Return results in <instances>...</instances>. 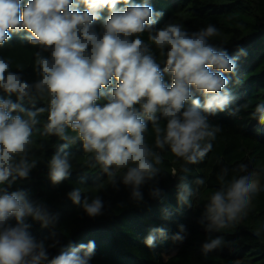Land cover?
I'll return each instance as SVG.
<instances>
[{"label":"clouds","instance_id":"obj_1","mask_svg":"<svg viewBox=\"0 0 264 264\" xmlns=\"http://www.w3.org/2000/svg\"><path fill=\"white\" fill-rule=\"evenodd\" d=\"M162 15L148 0H0V47L14 33L26 32L27 42L40 48L33 66L40 78L34 83L23 78L22 66L13 71L11 61L0 56V90L6 94L0 97V264H89L95 253L94 241L70 242L50 256L45 243L29 232L31 224L26 219L47 225V212L33 206L27 191L10 190L37 166L38 161L28 157L39 115L47 113L41 135L66 142L48 161L53 185L69 177L72 164L65 149L79 140L113 184L117 171L126 169L123 184L132 187L135 200H142L141 185L157 176L160 168L156 165L163 162L146 142L148 122L155 132V147L163 150L167 145L186 164L203 162L211 151L221 128L211 125L209 117L223 112L234 99L226 89L229 79L224 73H234L238 57L210 43L218 34L214 25L192 33L176 23L156 28ZM145 32L151 43L142 39ZM152 45L164 58L163 67ZM25 99L32 108L23 106ZM101 99L103 104L98 103ZM37 100L47 102L36 108ZM251 116L264 124V103ZM161 118L166 121L163 127ZM238 167L246 169L243 164ZM227 171L219 175L221 183ZM196 183L205 181L198 178ZM180 188L178 199L187 204L191 189L187 183ZM258 191L260 180L255 171L234 177L214 191L206 206L209 228H224L246 216L244 210ZM159 193V188L150 189L153 197ZM81 194L82 189L76 187L67 195L88 217L101 216L102 199L97 196L89 202L85 197L82 201ZM180 230L184 231L183 225ZM164 231L154 229L146 245L152 248L154 233L163 236ZM172 239L183 241L184 236L175 234ZM220 244L221 238H216L203 248L210 251Z\"/></svg>","mask_w":264,"mask_h":264},{"label":"trees","instance_id":"obj_2","mask_svg":"<svg viewBox=\"0 0 264 264\" xmlns=\"http://www.w3.org/2000/svg\"><path fill=\"white\" fill-rule=\"evenodd\" d=\"M148 2L155 11L163 13L156 28L176 23L192 33L212 24L218 34L210 38V43L238 57L234 73H224L229 79L226 89L234 99L223 112L209 117V123L219 125L221 131L212 141L213 147L204 161L186 164L175 157L167 145L163 150L156 148L155 132L148 122L146 142L162 156L163 162L156 165L160 168L157 176L141 185L142 200H135L132 187L123 184L126 169L117 171L113 184L102 167L96 164L93 154L84 152L79 140L65 149L72 164L69 177L53 185L48 176V161L60 144L66 142L56 136L41 135L47 118L44 113L38 116L40 123L33 128L28 157L29 160L36 159L37 166L27 179H17L10 190L27 191L33 206L47 212V225L32 217L26 219L31 224L29 232L37 241L45 243L50 256L56 255L70 242L79 245L94 241L95 253L89 264H264V124L258 117L251 116L255 107L264 103V0ZM107 15L105 11L103 16ZM96 28L100 29V22ZM27 35L26 32L14 33L11 40L0 47V56L11 61L13 71H19L17 65L22 66L23 78L34 83L40 78L33 70L35 53L40 48L30 45L25 39ZM142 39L151 43L147 32L142 34ZM151 47L157 63L163 67L164 58L154 45ZM241 49L246 54H241ZM42 54L49 55L47 52ZM5 95L0 90V97ZM11 98L15 101V94ZM46 102L37 100L35 107L45 106ZM104 102L103 99L98 101ZM23 106L33 107L27 99ZM160 123L163 127L166 121L161 118ZM69 135L75 133L69 132ZM240 164L246 166L245 171L239 170ZM185 167L187 172L183 170ZM225 168L228 171L225 182L221 183L218 177ZM253 171L259 174L260 191L252 196L251 203L244 210L247 215L228 223L227 227L212 225L209 228L211 221L207 218L206 206L212 193L226 187L234 177ZM198 178H203L205 183L198 185ZM181 183H187L191 189L187 204L178 199ZM76 187L82 189V201L85 197L89 202L97 196L102 199L101 216L90 218L80 205L73 204L67 194ZM153 188L160 189L159 195H150ZM158 228L165 230L164 235L154 233L156 239L149 248L146 238ZM175 234L184 236V240L174 241ZM216 238H221V244L205 251L203 245ZM40 264H47V261Z\"/></svg>","mask_w":264,"mask_h":264}]
</instances>
